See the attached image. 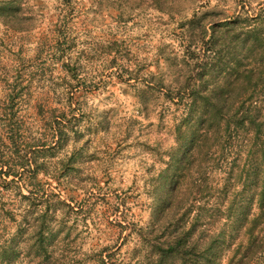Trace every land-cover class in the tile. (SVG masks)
<instances>
[{
    "label": "rangeland",
    "instance_id": "374dc122",
    "mask_svg": "<svg viewBox=\"0 0 264 264\" xmlns=\"http://www.w3.org/2000/svg\"><path fill=\"white\" fill-rule=\"evenodd\" d=\"M245 2L264 11V0H0V264H181L158 248L180 238V218L214 246L209 264H264V223L249 235L245 217L258 213L253 132L229 138L184 93L213 28ZM240 51L220 50L222 65L250 64ZM215 62L208 91L226 80ZM202 130L207 144L180 168Z\"/></svg>",
    "mask_w": 264,
    "mask_h": 264
},
{
    "label": "trees",
    "instance_id": "16d2710c",
    "mask_svg": "<svg viewBox=\"0 0 264 264\" xmlns=\"http://www.w3.org/2000/svg\"><path fill=\"white\" fill-rule=\"evenodd\" d=\"M249 8L246 2L243 3L242 10L239 11L231 22L220 25L225 27L224 30H220V33L216 27L213 28L210 43H207L208 45L210 44L209 52H206L197 61L198 68L200 67V69L196 73L200 77V84L197 82L186 84L184 93L190 99L189 107L191 108V112H201L202 114L204 111H207V114H209L208 117L218 125L225 122L226 131L224 133L229 135V138H239L242 133L244 135L242 137L246 138L245 133L250 134V132H253L252 135L247 136V142L250 148L248 153L256 155L258 158L254 159V162L250 166L247 165L245 176L246 186L250 185V189L251 187L254 188L251 190L252 197L250 198V205L256 204L258 213L252 214V218H248L247 215L245 217H247L248 221L250 220L248 233L249 235H254V230L264 223V118L263 111L259 103L255 100L257 91L264 84V28L261 27V19L262 15L264 16V11L261 9L259 13L252 12ZM224 47L228 49L233 47L234 50L240 47L241 53H243L244 49L246 56L252 57L250 64L242 67L241 61L243 56L239 58L235 56L236 60L232 64L233 70H228L227 67L230 66L229 62H225L226 64L222 65L225 58L221 57L220 50H223ZM214 59H216L214 66L218 65L217 69L222 66L225 67L224 72H221V76L225 75L223 77L226 80L221 82L215 90L208 91V87L203 86L206 83V74L204 71L209 66L210 61ZM228 76H231V78H226ZM214 97L215 100H213ZM199 116H187L184 121H191L195 125H198L197 117ZM216 133L217 131L215 130ZM218 133H220V128ZM208 136L209 133L206 130L200 131L195 136L191 144L186 147L187 151L184 150L185 152L180 158V168L186 169L188 167L190 158L195 153L191 148L195 146V143V148L200 147L204 141L206 142ZM254 138L258 142L255 146L253 145L256 141H254ZM177 183L179 182L177 181ZM173 191L174 189L172 190L171 188L170 192L172 194H174ZM50 210L51 208L48 207L45 211L44 222L47 220V215ZM180 221H183L180 224V238H176L173 242H167L165 245H159L160 253L168 257L180 256L181 264L211 263L215 256L213 254L215 250L214 246L194 236L197 229L196 222L193 226L187 228L184 224V219L180 218ZM196 221H198V218Z\"/></svg>",
    "mask_w": 264,
    "mask_h": 264
}]
</instances>
